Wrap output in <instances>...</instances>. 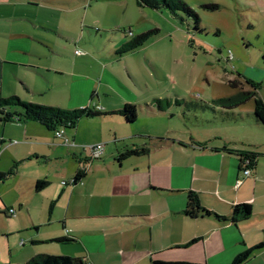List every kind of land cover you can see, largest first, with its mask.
<instances>
[{"label": "crops", "instance_id": "obj_1", "mask_svg": "<svg viewBox=\"0 0 264 264\" xmlns=\"http://www.w3.org/2000/svg\"><path fill=\"white\" fill-rule=\"evenodd\" d=\"M128 4L0 0V96L91 112L67 128L75 145L19 107L0 120L1 212L11 217L6 210L17 208L9 232L17 259L9 263L53 254L86 264H231L252 249L244 264H264V124L255 103L224 109L162 95L160 79L140 73L141 46L124 51L144 32L141 20L122 16ZM127 105L136 107L133 122L121 113ZM96 143L104 153L88 162L85 146ZM140 148L148 151L120 158ZM38 180L48 185L37 190ZM190 192L210 214H186ZM245 203L251 215L232 220L233 207Z\"/></svg>", "mask_w": 264, "mask_h": 264}, {"label": "rangeland", "instance_id": "obj_2", "mask_svg": "<svg viewBox=\"0 0 264 264\" xmlns=\"http://www.w3.org/2000/svg\"><path fill=\"white\" fill-rule=\"evenodd\" d=\"M181 1L198 16V23L183 11L173 16L167 10H141L137 0H130V15L122 16L141 20L143 33L152 32L140 47V56H135L140 60V73L159 78L156 85L162 95L172 99L175 92L192 96L202 106L218 95L251 90L244 82L239 88L231 86L229 80L240 76L258 84L264 97V0ZM99 35L108 38L109 34L102 31ZM253 104L251 100L245 105ZM1 211L0 206V262L10 264L17 259L15 234L9 233L16 217Z\"/></svg>", "mask_w": 264, "mask_h": 264}, {"label": "trees", "instance_id": "obj_3", "mask_svg": "<svg viewBox=\"0 0 264 264\" xmlns=\"http://www.w3.org/2000/svg\"><path fill=\"white\" fill-rule=\"evenodd\" d=\"M140 4H146L152 7H160L165 6L169 8L174 14H178V12H185L188 15H191L197 23L199 22L198 16L194 13V11L183 1L181 0H139ZM130 31V29L128 30ZM127 31V32H128ZM143 33L135 38L129 45H127L124 51L135 49L137 47L142 46L144 42L147 41L150 34ZM240 76V75H239ZM241 77V76H240ZM242 78V77H241ZM235 79L229 80V83L233 87H238L243 85L244 83L247 84L251 90H238L237 93L231 96L226 97H219L212 100V104L224 109H232L237 107L241 104L247 103L250 100H254L255 103V110L254 115L261 123L264 124V100L260 97L258 93V84L252 82L249 79ZM244 80V81H242ZM244 82V83H243ZM239 85V86H238ZM158 106L162 107L161 102L159 99L156 100ZM21 108L23 115L27 119L37 120L52 129H57L58 127L64 126L66 128H73L76 126V123L80 118L83 116L91 115V112L88 109H74V110H67L62 109L60 107L54 106H46L40 104H34L23 101L18 96H11L8 98H3L0 96V120L1 121H8L15 115L11 111L14 108ZM121 113L126 117L129 122H133L137 118L136 107L134 105H127ZM19 119V116H17ZM148 151L147 148H140V149H132L128 150L125 153L120 155V158H126L131 155H139L144 154ZM250 156V155H249ZM248 156V157H249ZM254 163V161H253ZM3 175L0 174V179ZM81 177V170L77 173L74 181L76 182ZM48 185V181L46 180H38L36 184L37 190H42ZM203 212L205 214H210V211L203 208L198 201L197 196L194 193H189L188 196V203L186 214L191 217H195L198 215L199 212ZM253 212V208L250 204H239L233 207L232 213V220H237L239 218H247ZM224 219H228V217H222ZM252 254V249L246 250L240 253L236 258L233 260L231 264H244L247 262ZM25 264H86L84 260L80 258H74L67 255H53V254H38L28 260ZM162 264H191L185 262H177V263H162Z\"/></svg>", "mask_w": 264, "mask_h": 264}, {"label": "built area", "instance_id": "obj_4", "mask_svg": "<svg viewBox=\"0 0 264 264\" xmlns=\"http://www.w3.org/2000/svg\"><path fill=\"white\" fill-rule=\"evenodd\" d=\"M127 33L129 36H131V37L133 36V32L131 30L128 31ZM76 53L80 54L81 52L79 50H76ZM55 136L57 138L62 139V141L65 145H75L74 141L67 134V128L64 126H61V127H58L57 129H55ZM85 148L88 149L90 152L88 162H90L91 160L99 159L104 153V143H96V144H92V145H87V146H85ZM243 164L245 165L244 174H245V176H249L251 173V167L253 165L252 156H249V157L246 156L243 159ZM85 172H86V168H82L81 177L76 182L73 179L72 183H78L79 181H81L82 176L84 175ZM240 182H241V180L237 181V184H239ZM6 211H7V215H9L11 217L16 216L17 212L14 208H8Z\"/></svg>", "mask_w": 264, "mask_h": 264}]
</instances>
